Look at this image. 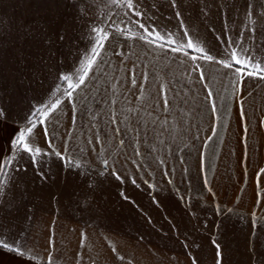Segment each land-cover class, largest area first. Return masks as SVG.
Returning <instances> with one entry per match:
<instances>
[{
  "label": "crops",
  "instance_id": "crops-1",
  "mask_svg": "<svg viewBox=\"0 0 264 264\" xmlns=\"http://www.w3.org/2000/svg\"><path fill=\"white\" fill-rule=\"evenodd\" d=\"M144 2L156 17L145 22L183 37L169 0ZM246 3L178 0V10L190 33L219 56L228 37L247 41ZM253 4L254 13L264 11V0ZM123 11L110 0H0V105L14 117L9 125L23 120L32 104L62 97L63 85L50 93L89 45L91 27L111 31L115 23L137 30L121 24ZM257 40L264 41V19ZM132 43L137 46L130 49L123 38L106 42L105 74L87 84L75 111L64 99L59 121L49 126L53 147L88 163L65 166L48 155L38 157L37 169L25 157L27 171L15 173L0 194L3 224L27 229L44 258L52 225L56 264H80L78 252L83 264H124L109 245L131 264H192V257L216 264L213 241L221 246L222 264H264V80L240 77L241 92L233 94L231 70L197 61L206 73L201 82L187 71L193 62L182 54ZM117 49L123 55L114 54ZM258 58H264V44ZM205 84L217 104L215 133ZM164 85L167 105L160 95ZM37 136L41 149L51 152L39 129ZM2 147L7 154L6 139ZM97 153L108 158L107 169ZM202 159L203 171H193ZM114 170L122 172L123 183Z\"/></svg>",
  "mask_w": 264,
  "mask_h": 264
},
{
  "label": "snow or ice",
  "instance_id": "snow-or-ice-1",
  "mask_svg": "<svg viewBox=\"0 0 264 264\" xmlns=\"http://www.w3.org/2000/svg\"><path fill=\"white\" fill-rule=\"evenodd\" d=\"M112 4H115L119 8L123 9V17L126 19L121 20V24L135 25L136 29L133 31L130 27H120L115 25L111 31L106 30L99 25L93 26L89 29L88 39L89 45L84 52L79 56L75 65L66 72L61 73L58 76V84L55 90L50 93V96H54L55 93L61 92V85H63L62 97H57L53 101L49 99L39 104H32L24 116L23 120L15 121V126L9 125V121L14 117L10 115L8 109L3 105H0V194H4V187L8 181L14 180V175L20 171H27L24 167L23 160L25 157L31 161L34 168L39 167L38 157L55 155L65 166L72 165L73 167H82L87 164L86 158L77 159L71 151L67 154L57 150L52 145V140L49 138V126L59 121L60 115L64 109V99L73 106L75 111L76 100L80 97V93L85 91L87 84L92 83L93 77H97V74L104 75L101 66L105 64L107 58V51L105 50V43L117 38H123L129 42V48L136 47L137 44L132 42H138L139 45L146 46V51H154L159 49L164 52L179 53L186 57L193 63L187 68L188 72L198 73V80L203 82L206 79V73L203 69V65L197 61H204L207 63H214L222 66L225 69H229L234 73L235 80L230 81L234 90L233 94H239L241 92L240 77H258L264 80V58H258V49L264 41L257 40V26L258 21L264 19V11L256 9L253 12L254 4L253 0H247L245 5V19L247 23L245 28L248 32L247 41L238 35L236 39L228 37L225 41L227 45L224 51L219 56L214 54V50L206 49L199 42V37L195 33H190L189 29L185 25V20L181 18V12L178 10V0H169V6L173 8L174 15L180 20L181 29L183 31V37L180 40L174 39L176 35L163 28L161 25L153 26L145 21H151L155 19L153 15L149 14L150 9H147V5L144 0H110ZM159 0H157V3ZM147 9V10H142ZM133 17H136L133 20ZM114 54L123 55L119 50H113ZM190 53H197L198 55H190ZM132 83L135 85V74L132 76ZM166 85L162 86L160 95L163 98L164 104H168L167 95L165 90ZM207 89V95L205 99L211 105V111L213 113L212 128L213 132L218 129L219 125L216 123L219 120L217 114V104L214 96L213 89L205 84ZM241 117H244L243 101H239ZM112 122L117 121V115L114 112L112 114ZM264 124V122H262ZM9 127L11 130L5 133V128ZM44 136L47 147L51 149V152H46L41 149L38 144L37 130ZM245 132L248 131L245 125ZM117 133L119 128L116 129ZM7 140L9 145V152L7 154L3 151V142ZM248 137H244L245 144ZM90 142V141H89ZM122 144V141H120ZM83 151V150H82ZM98 157L100 154L97 153ZM137 155L139 153L137 152ZM101 162L105 169L108 168V158L100 157ZM15 161V166L13 162ZM162 163V161H161ZM115 160H113V165ZM205 162L201 160V169L203 171ZM260 174L264 175V169L260 170ZM42 178L43 173H40ZM112 175L121 183H123V174L120 170H114ZM167 176L168 174L165 173ZM132 183L136 181L133 179ZM168 183H172L171 179ZM211 191V189H209ZM261 197L258 194L257 199ZM127 199V197H125ZM183 200L184 197H181ZM134 203V201H133ZM158 203V202H157ZM31 216L26 217L27 220H31ZM31 227V225H29ZM86 234H81V241L86 240ZM139 239H143L140 237ZM216 248V264H222L223 254L219 243L213 241ZM46 253L47 258H44L37 249L40 247L35 240L29 239V232L27 229H21L15 231L14 227H7L3 224L2 218H0V264H56L53 258L55 251V239H54V227L49 226V236L46 241ZM84 246L83 244L81 245ZM187 248V244L184 245ZM111 252L114 254L118 261L124 262V264H131V260L121 254L116 247L109 245ZM187 254V253H186ZM58 259V258H57ZM77 261L83 264V256L80 252L76 256ZM192 264H197L196 258L192 257ZM93 264H96L93 260Z\"/></svg>",
  "mask_w": 264,
  "mask_h": 264
},
{
  "label": "rangeland",
  "instance_id": "rangeland-1",
  "mask_svg": "<svg viewBox=\"0 0 264 264\" xmlns=\"http://www.w3.org/2000/svg\"><path fill=\"white\" fill-rule=\"evenodd\" d=\"M4 89V88H3ZM4 91V90H3ZM4 93V92H3ZM0 95L2 96V91L0 92ZM2 97H4V94H3V96ZM176 169H177V167H176ZM191 169H193V171H197V172H199L200 170H201V167H192Z\"/></svg>",
  "mask_w": 264,
  "mask_h": 264
}]
</instances>
